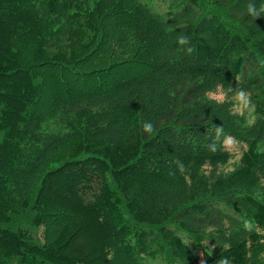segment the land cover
I'll use <instances>...</instances> for the list:
<instances>
[{
  "label": "trees",
  "instance_id": "obj_1",
  "mask_svg": "<svg viewBox=\"0 0 264 264\" xmlns=\"http://www.w3.org/2000/svg\"><path fill=\"white\" fill-rule=\"evenodd\" d=\"M217 3L255 51L187 1L0 0V264H144L161 243L180 264H264V12L247 7L264 0ZM218 87L250 94L253 125ZM216 126L245 143L230 171Z\"/></svg>",
  "mask_w": 264,
  "mask_h": 264
},
{
  "label": "rangeland",
  "instance_id": "obj_2",
  "mask_svg": "<svg viewBox=\"0 0 264 264\" xmlns=\"http://www.w3.org/2000/svg\"><path fill=\"white\" fill-rule=\"evenodd\" d=\"M96 1L97 0H91L92 3H95ZM175 1L176 0H140V2L146 5L152 12L163 16H168L174 11L180 9L183 3L187 1L188 3L195 6L202 14H213L218 16L219 18H222L231 28H233L235 31H238L243 39L247 41L250 49L255 51V45L259 41V38L257 40H254L239 23L231 19L227 9L220 6L217 3V0H183V2L178 4H176ZM255 59H257V62L262 65L261 68H263L264 58L260 54H257ZM61 85L64 89L66 88L64 82L61 83ZM219 89L222 90L221 88ZM217 90L212 92H217ZM233 104L234 111L241 117H243V125L246 126V128L253 125L256 120V114L254 112V105L252 101L246 108L238 106L235 102H233ZM235 141V145L226 146V148L235 152L236 158H233L227 165L223 167L224 171H230L234 168L236 161H238V159L240 158L241 151L243 150L242 147L245 146V143H241L236 138ZM55 191L57 190L55 189ZM68 199H72L71 195L68 196ZM98 228L99 230L105 229L103 225L101 227L99 226ZM174 228L177 230L178 234L182 236L183 240L192 248V250L198 257L199 262L202 263V250L199 242L195 239L193 234L179 225H174ZM92 230L93 229L91 228L90 231ZM210 251L212 253L216 252V250L214 249ZM141 261H143L144 264H180L177 260L175 261V255H173L168 250V247L164 243L159 244L155 252H153L149 257L141 258Z\"/></svg>",
  "mask_w": 264,
  "mask_h": 264
},
{
  "label": "clouds",
  "instance_id": "obj_3",
  "mask_svg": "<svg viewBox=\"0 0 264 264\" xmlns=\"http://www.w3.org/2000/svg\"><path fill=\"white\" fill-rule=\"evenodd\" d=\"M248 12L253 15L254 17H257L259 15V12H264V5H261L259 11H257V8L254 4H249L248 6ZM175 42L183 48V52L185 55H191L193 52H195V46L191 44L190 39L187 35L183 34L182 32L177 33L175 37ZM228 93H232L231 100L235 102L238 106H241L243 108H246L250 102V94L244 90V89H233L232 87H229L227 91L220 90L218 87L217 92L207 93L206 95H209V98L216 99L217 102H223L224 98L227 96ZM143 130L145 133H152L154 130V125L151 121H145L143 123ZM223 134V127L222 126H216L215 130V136L211 138V143L209 144V150L212 152L217 151V144L221 143L224 146H233L235 145L236 141L235 138L231 135L224 136L223 140L221 141V136ZM177 165V170L181 173L184 172L185 166L182 161L179 159H176L174 161ZM207 161L205 162V165H202V167H207ZM174 174V173H173ZM218 264H229L227 258H224L218 262Z\"/></svg>",
  "mask_w": 264,
  "mask_h": 264
}]
</instances>
